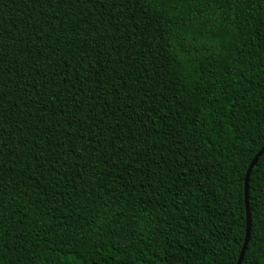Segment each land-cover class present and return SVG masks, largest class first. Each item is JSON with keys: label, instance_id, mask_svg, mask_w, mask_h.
<instances>
[{"label": "trees", "instance_id": "trees-1", "mask_svg": "<svg viewBox=\"0 0 264 264\" xmlns=\"http://www.w3.org/2000/svg\"><path fill=\"white\" fill-rule=\"evenodd\" d=\"M263 146L264 0H0V264H237Z\"/></svg>", "mask_w": 264, "mask_h": 264}, {"label": "water", "instance_id": "water-1", "mask_svg": "<svg viewBox=\"0 0 264 264\" xmlns=\"http://www.w3.org/2000/svg\"><path fill=\"white\" fill-rule=\"evenodd\" d=\"M264 154V146L262 147V149L258 152V154L255 156V158L252 160L247 173H246V178H245V202H246V215H247V230H246V238H245V242L243 245V248L241 250L239 259H238V263L237 264H242L244 257H245V253L247 250V247L249 245L250 242V237H251V224H252V214H251V208H250V203H249V182H250V177H251V173L254 169V167L257 165L260 157Z\"/></svg>", "mask_w": 264, "mask_h": 264}]
</instances>
